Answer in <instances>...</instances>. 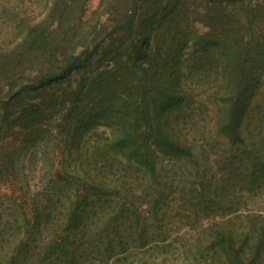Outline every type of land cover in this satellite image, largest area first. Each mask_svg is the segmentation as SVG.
<instances>
[{"label": "trees", "instance_id": "1", "mask_svg": "<svg viewBox=\"0 0 264 264\" xmlns=\"http://www.w3.org/2000/svg\"><path fill=\"white\" fill-rule=\"evenodd\" d=\"M88 1L53 0L0 46V135L64 145L36 193L1 159L0 195L23 200L0 212V264H264V0H102L109 45H83ZM187 62L216 72L209 136L179 124L205 105Z\"/></svg>", "mask_w": 264, "mask_h": 264}, {"label": "rangeland", "instance_id": "2", "mask_svg": "<svg viewBox=\"0 0 264 264\" xmlns=\"http://www.w3.org/2000/svg\"><path fill=\"white\" fill-rule=\"evenodd\" d=\"M52 1L53 0H0V46L8 48L10 46H15L22 40L30 23L34 24L43 19ZM101 1L102 0H89L87 8L85 9V14L81 16L80 21H78L79 18L76 19L78 22L75 24L80 26V30L75 34L76 40H74V42H79L83 45H94L90 42L93 37L97 35L98 39L96 44L99 42L101 43V40L106 38L113 30L115 24L113 20L114 14L112 15L113 19L108 14L103 17L97 14L101 10ZM74 17H77V15H74ZM72 18L73 17L69 16L65 22H71ZM199 27L201 31H204L201 25H199ZM95 29H97V31H95ZM115 43L116 42L113 44ZM104 45H109V37L104 40ZM97 59H102V56L99 54ZM105 63V61H101L99 65L105 66ZM104 66L100 68V72L115 67L114 63L109 64L108 68ZM186 66H188V68ZM193 69L191 64L187 62L185 65L183 84L189 87L195 95L203 96L202 99L207 110L204 106H201L200 109L197 110L198 112L196 111L197 117L195 121L186 118L188 114L185 112L183 115L184 117L182 115L180 116L179 124L180 126L184 125L185 131L187 128H192L191 126H193L196 129H201V131L205 130V134L209 136L211 131H213L211 126L215 124V116L218 114L217 104L211 102L214 101L212 96L216 92V78L214 76L216 72H212L209 79L205 80L206 76H202L201 73ZM203 90L206 91L202 93ZM6 100V94L0 97V101ZM190 128L188 131L191 130ZM109 132L108 129L101 127L95 131V134H87L85 144L95 146L101 143V145H103V143H105V135H108ZM22 139L21 136L14 138L11 135L7 137L0 135V161H2L1 159L4 161L8 156H10L8 159L14 158L15 175L18 177L17 181H19V187L22 186L21 181L25 185H27L28 182L31 190L36 193L41 191V186L49 179L50 175H55L54 173L61 169L63 160L62 152L64 151L62 146L64 145L60 143L55 144V142L49 138V140L44 139L39 145L31 148L29 144L25 146V144L21 143ZM14 147H17L18 150L16 151L17 148L13 150ZM74 151L73 149L71 150L72 153H74ZM71 158L72 157L68 156L67 160L70 161ZM20 200H23V198L21 197L19 188L3 185L0 195V212L2 210H7L8 214H13L15 210H17L16 201L20 202ZM254 200L255 203H250V206H259L264 209V205L259 204L257 199ZM0 254H3V252L0 251Z\"/></svg>", "mask_w": 264, "mask_h": 264}]
</instances>
